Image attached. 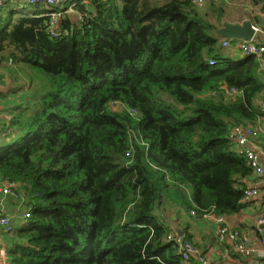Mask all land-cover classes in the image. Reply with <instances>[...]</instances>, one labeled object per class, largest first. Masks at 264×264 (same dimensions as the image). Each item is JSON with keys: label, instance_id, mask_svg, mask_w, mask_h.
I'll list each match as a JSON object with an SVG mask.
<instances>
[{"label": "trees", "instance_id": "1", "mask_svg": "<svg viewBox=\"0 0 264 264\" xmlns=\"http://www.w3.org/2000/svg\"><path fill=\"white\" fill-rule=\"evenodd\" d=\"M229 1L77 0L56 34L41 7L0 29V177L32 207L10 264H195L170 221L197 246L192 221L241 211L253 169L227 135L264 124V71L223 46Z\"/></svg>", "mask_w": 264, "mask_h": 264}, {"label": "crops", "instance_id": "2", "mask_svg": "<svg viewBox=\"0 0 264 264\" xmlns=\"http://www.w3.org/2000/svg\"><path fill=\"white\" fill-rule=\"evenodd\" d=\"M45 5L46 4L18 5L9 2L6 3L0 13V29L8 27L6 24L10 19L21 16L23 14L21 10L22 8L26 9V7H29V9L24 10V12L32 13L34 8L41 7V13L39 12L38 14L40 15L47 11V6L49 5ZM245 5L251 6L249 2ZM62 7L65 9V11L63 9L62 14L74 13L72 6L69 11L66 10V5L56 7L55 11H58ZM260 9V6L255 9L259 11V15L255 12V10L252 13L251 21L253 22V25L256 23L255 18L253 19L254 16H259L260 19L262 18ZM243 20L249 19H236L233 22H242ZM227 21L230 22V20ZM255 38L263 40L264 33L258 32L255 35ZM233 54L236 55V57L241 56V54L237 51H233ZM233 54H231V57ZM9 80L15 81L14 76L9 73L8 70L0 66V84L2 86L11 87L5 92H0V126L10 119V111H12L13 106L18 103L17 95L14 92L16 85L9 83ZM257 150L263 153L262 163L264 165V151H262V148ZM243 183L244 186L257 185L256 179H254L253 176L244 179ZM7 184L8 182L4 181V179L0 177V186ZM259 188L261 192L258 196L254 197L250 202H245V206L240 212L231 214L230 216L224 218L222 217L221 222H217L214 215H207L196 221H192L190 219V215H185L187 220L192 221V226L188 227L192 240L197 245L196 247L200 250V252L207 257L209 264H263L264 225L259 224L258 220L261 217H264V189L262 186H259ZM5 196L4 203L0 205V264H10L11 257L9 255V249L13 245V233L26 220L24 214L26 213L28 207L26 206L24 199L19 197L17 194H7ZM222 224H225L231 229L237 230L240 238L247 241V246L243 249H239L236 247L233 240L229 238H225L223 241H220L218 239V228ZM181 227L183 228V226ZM241 239H239L240 242L242 241Z\"/></svg>", "mask_w": 264, "mask_h": 264}, {"label": "built area", "instance_id": "3", "mask_svg": "<svg viewBox=\"0 0 264 264\" xmlns=\"http://www.w3.org/2000/svg\"><path fill=\"white\" fill-rule=\"evenodd\" d=\"M22 1L28 5H38V4H46L49 6H63L65 2L68 0H0V13L1 9L8 2H19ZM206 0H194L196 4L204 3ZM263 12H262V23L254 24V28L256 30V34L259 32L264 33V0H262ZM63 12L52 11L48 14L51 16L52 21V34H56L54 32V27L57 25L58 17ZM255 34V35H256ZM233 43V42H232ZM230 40L224 39L223 46L229 47L232 45ZM236 48L242 55H255L260 62V68L264 71V39L258 40L255 37L253 40H239V43L236 45ZM211 64H215V60L210 61ZM230 93H236V90L232 89ZM261 109L264 112V95L261 99ZM263 119V118H262ZM261 125V132L257 131L256 128H252L251 126L240 125L236 127L234 131L228 133L227 137L229 140H232L238 144L240 149V153L244 156L251 168L253 169V178L256 179L257 185H247L244 189V199L245 202H250L254 197L258 196L261 192L259 186H262L264 189V165L262 163L263 153L258 151L257 149H261L264 151V142L261 138V135L264 133V124ZM259 185V186H258ZM11 194L16 195V185L14 183L8 182L7 185L0 186V205L4 203L5 195ZM32 207L28 206L27 210L31 212ZM28 211L24 214L25 218H29L31 215ZM194 213V212H193ZM217 222L222 221V217H215ZM1 219V218H0ZM259 224L264 225V217H261L258 220ZM225 238H229L233 240L236 247L239 249H243L247 246V241L240 238V235L237 230L231 229L227 227L225 224H222L218 228V239L223 241ZM169 239L173 240L178 246L179 252L182 254L183 259L185 261H189L190 259L195 261V264H209L207 257L204 256L200 250L193 245L190 241H187L183 236H177V234L173 233L169 236ZM239 239L242 241L240 242ZM5 253V252H2ZM264 264V261H263Z\"/></svg>", "mask_w": 264, "mask_h": 264}, {"label": "water", "instance_id": "4", "mask_svg": "<svg viewBox=\"0 0 264 264\" xmlns=\"http://www.w3.org/2000/svg\"><path fill=\"white\" fill-rule=\"evenodd\" d=\"M217 34L223 38H228L232 41L236 40H253L256 34V30L253 26V22L249 20H243L242 22H229L225 18L222 20V25L217 29ZM9 86H2L0 84V92H5L10 89ZM171 229L177 236H184L185 232L183 228L175 221H170Z\"/></svg>", "mask_w": 264, "mask_h": 264}, {"label": "rangeland", "instance_id": "5", "mask_svg": "<svg viewBox=\"0 0 264 264\" xmlns=\"http://www.w3.org/2000/svg\"><path fill=\"white\" fill-rule=\"evenodd\" d=\"M238 3H233L231 1H229L227 4H226V9H227V15H226V19L227 20H230V22H233L235 21L236 19H251L252 18V13L254 12L255 9L257 8H253L251 6H248V5H245L243 4L244 1L243 0H239L237 1ZM247 4H248V1H246ZM9 3H14V4H18V5H27L25 3H23L22 1H19V2H9ZM70 1L68 0L66 3H64L63 5L67 4L66 5V10H69L70 11V7L72 6V8L74 9V13H77L78 14V10L76 11V8L73 7V4H76L77 3V0H72L70 4ZM72 4V5H71ZM200 4H203V3H199ZM205 5V4H204ZM47 6V5H46ZM48 9L45 13H49L50 11H55L56 9V6H47ZM26 9H29V7H26ZM255 12L259 15V11L258 10H255ZM239 43V40H236L232 43L230 47V49L232 50V54H233V51L234 52H238V49L236 48V45ZM239 53V52H238ZM233 58L236 57V55H232ZM255 128L257 129V131L261 132V125H257L255 126Z\"/></svg>", "mask_w": 264, "mask_h": 264}, {"label": "bare ground", "instance_id": "6", "mask_svg": "<svg viewBox=\"0 0 264 264\" xmlns=\"http://www.w3.org/2000/svg\"><path fill=\"white\" fill-rule=\"evenodd\" d=\"M46 6V5H45ZM245 250V249H244ZM263 251V250H262Z\"/></svg>", "mask_w": 264, "mask_h": 264}]
</instances>
